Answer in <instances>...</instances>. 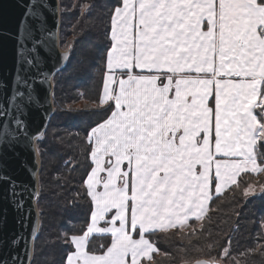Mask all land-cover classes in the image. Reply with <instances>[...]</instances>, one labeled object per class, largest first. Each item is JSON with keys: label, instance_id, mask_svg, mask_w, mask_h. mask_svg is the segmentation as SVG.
Masks as SVG:
<instances>
[{"label": "snow or ice", "instance_id": "snow-or-ice-1", "mask_svg": "<svg viewBox=\"0 0 264 264\" xmlns=\"http://www.w3.org/2000/svg\"><path fill=\"white\" fill-rule=\"evenodd\" d=\"M62 5L0 0V264H35L40 254L28 221L43 191L21 153L46 137L34 114L51 108L75 51L56 45ZM97 7L105 43L92 111L103 115L84 129L87 170L67 204L87 200L86 223L53 244L60 264H159L149 237L204 232L211 205L233 187L264 197V0H89L74 10L90 16ZM252 174L262 177L259 191L243 179ZM97 236L110 242L96 246ZM231 238L213 241L196 264H248L257 250L236 252Z\"/></svg>", "mask_w": 264, "mask_h": 264}, {"label": "trees", "instance_id": "trees-1", "mask_svg": "<svg viewBox=\"0 0 264 264\" xmlns=\"http://www.w3.org/2000/svg\"><path fill=\"white\" fill-rule=\"evenodd\" d=\"M96 2L104 5L107 0ZM77 3L86 5L89 0H63L62 6H66L67 11L61 13L60 43L65 48L74 45L75 51L67 67L54 81L55 113L49 122L46 137L42 143H37L43 196L38 203L40 231L35 244L40 254L36 256L35 264H60L62 249L58 244H53L55 234L80 229L87 217V200L81 199L76 207L69 208L67 204L71 203L72 197L81 187V178L87 170L84 129L103 115L92 109L96 107L100 81L99 65L105 43V22L101 7L86 16L82 10H74ZM71 36L72 39L69 38ZM80 102L82 106L77 107L76 104ZM78 162L80 166L74 168ZM243 179L259 191L261 175H245ZM241 207L239 230L233 232ZM210 214V219L204 221V232L190 234L191 228L185 227L181 231L149 237L159 248L155 254L159 264H183L201 258L208 259L203 253L212 246L213 241L222 243L229 233L232 234L231 247L236 252L257 250V254L248 258V264H264V254L259 253L264 239H258L264 236V197L248 199L240 188L233 187L215 200L210 207ZM199 226L200 222H196L195 227ZM109 242L108 238L101 236L93 241L96 246ZM212 255L215 256L216 252ZM238 264H241L239 260Z\"/></svg>", "mask_w": 264, "mask_h": 264}, {"label": "water", "instance_id": "water-1", "mask_svg": "<svg viewBox=\"0 0 264 264\" xmlns=\"http://www.w3.org/2000/svg\"><path fill=\"white\" fill-rule=\"evenodd\" d=\"M57 2L59 3L60 0H57ZM57 22H58V27L55 30V33H56L55 39H56V45H57L58 51L60 53H68L70 49L64 50L61 47V43H60L61 13H59L57 16ZM51 91H52V96L50 97L51 108L46 110V114L43 117L40 115V113L34 114L33 124H32V126L34 128L40 126L41 124H44V127L48 128L49 122L55 113L54 88ZM45 121H47V123H45ZM37 143L35 144L36 152L34 154L32 152L25 151V152H22L21 155L27 157L29 164L32 166V168L30 170L33 172V175L35 176V187L40 188L41 158H40V153L38 150ZM10 169L13 172L16 171L15 164L11 160H10ZM20 178L24 179V180L28 179L27 175L23 172H20ZM30 203L32 204L33 207H32L31 216H30L29 221H28L29 228L31 227L33 222H35L36 232L39 233V231H40V211L38 208V203H36L35 200H32ZM0 206H2V202H0ZM14 216H15V214L12 213L11 210L9 209V219H8V225H7V228L9 230L14 229L16 227ZM36 238H37L36 234L33 233L31 235V241L33 243H35ZM198 260L204 261L207 259L201 258ZM196 261L191 262L190 264H196Z\"/></svg>", "mask_w": 264, "mask_h": 264}, {"label": "rangeland", "instance_id": "rangeland-1", "mask_svg": "<svg viewBox=\"0 0 264 264\" xmlns=\"http://www.w3.org/2000/svg\"><path fill=\"white\" fill-rule=\"evenodd\" d=\"M83 11V10H82ZM70 39H72V36L71 37H69ZM61 47L64 49V50H67V49H70L71 47H69V48H65L64 46H62L61 45ZM54 105H55V102H54ZM76 106L77 107H81L82 106V103L80 102V103H78V104H76ZM39 150V149H38ZM183 264H190V262H184Z\"/></svg>", "mask_w": 264, "mask_h": 264}, {"label": "crops", "instance_id": "crops-1", "mask_svg": "<svg viewBox=\"0 0 264 264\" xmlns=\"http://www.w3.org/2000/svg\"><path fill=\"white\" fill-rule=\"evenodd\" d=\"M254 175H257V174H254ZM225 191H227V190H225ZM225 191H224V192H225ZM224 192H223V193H224ZM223 193H222V194H223ZM149 239H150V238H149Z\"/></svg>", "mask_w": 264, "mask_h": 264}]
</instances>
